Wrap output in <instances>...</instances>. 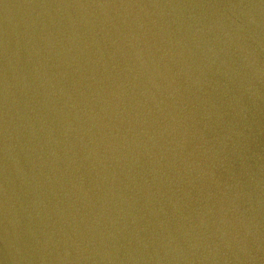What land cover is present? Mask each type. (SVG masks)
<instances>
[{"label": "water", "instance_id": "95a60500", "mask_svg": "<svg viewBox=\"0 0 264 264\" xmlns=\"http://www.w3.org/2000/svg\"><path fill=\"white\" fill-rule=\"evenodd\" d=\"M0 264H264V0H0Z\"/></svg>", "mask_w": 264, "mask_h": 264}]
</instances>
